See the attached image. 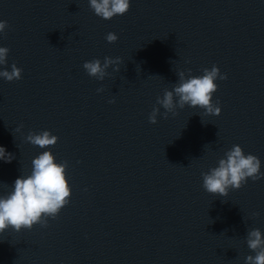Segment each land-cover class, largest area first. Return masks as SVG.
<instances>
[{"label":"water","instance_id":"95a60500","mask_svg":"<svg viewBox=\"0 0 264 264\" xmlns=\"http://www.w3.org/2000/svg\"><path fill=\"white\" fill-rule=\"evenodd\" d=\"M0 20V68L22 69L0 78V146L15 157L0 161V195L44 150L67 161L71 187L46 227L0 233V264H244L247 230L264 234V177L220 197L201 173L233 145L264 173V0H130L108 20L88 0H0ZM104 57L119 71L90 77L83 63ZM212 65L227 77L219 115L186 105L149 122L177 71ZM44 130L54 146L25 140Z\"/></svg>","mask_w":264,"mask_h":264},{"label":"clouds","instance_id":"9594fccd","mask_svg":"<svg viewBox=\"0 0 264 264\" xmlns=\"http://www.w3.org/2000/svg\"><path fill=\"white\" fill-rule=\"evenodd\" d=\"M89 7L94 14L108 20L117 15L125 14L130 7V0H88ZM8 27L7 21L0 20V34H5ZM117 35L109 32L105 36L108 43H114ZM9 49L0 47V66L7 64L6 57ZM121 60L119 57H104L103 63L99 59H92L83 63V69L97 80H103L107 69L119 71ZM177 71L178 81L172 89H165L163 96L156 98V104L164 109L153 107L148 116L150 123L157 122V115L167 119L169 113L175 116L176 110L183 109L186 105L191 108L203 110L205 116L219 115V100L213 101V94L217 91L216 80H225V74H221L216 65L202 69V75L193 76L191 70ZM22 69L15 63L7 68H0V78L11 82L21 79ZM103 91L98 88L97 92ZM114 98L109 103H114ZM19 131V128H17ZM25 140L34 146L45 149L54 146L58 137L44 130L38 133L29 131ZM14 155L0 146V161L10 163ZM31 173L27 176L20 175L11 186V191L0 195V233L9 228L19 232L22 229H31L39 224L46 227L48 219H55L60 210L69 203L71 187L69 186L66 169L67 161L56 162L54 155L49 150H44L32 160ZM261 161L253 154H245L239 145H233L224 152L223 158L217 161V166L202 172V187L210 194L220 197L227 196L230 189L237 190L247 183L264 177L260 171ZM258 216L259 213H253ZM245 242L251 253L244 259V264H264V234L257 228L247 230Z\"/></svg>","mask_w":264,"mask_h":264}]
</instances>
